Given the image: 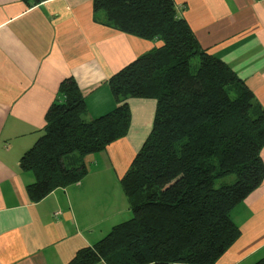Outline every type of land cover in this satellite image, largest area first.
<instances>
[{
    "label": "trees",
    "instance_id": "1",
    "mask_svg": "<svg viewBox=\"0 0 264 264\" xmlns=\"http://www.w3.org/2000/svg\"><path fill=\"white\" fill-rule=\"evenodd\" d=\"M93 11L95 21L161 45L109 78L115 107L96 118H87L77 81H61L42 135L20 159L35 175L29 199L80 182L83 158L127 135L129 99L154 98L152 129L121 178L132 218L67 264H216L240 236L231 211L264 180V107L201 46L175 0H93Z\"/></svg>",
    "mask_w": 264,
    "mask_h": 264
},
{
    "label": "crops",
    "instance_id": "2",
    "mask_svg": "<svg viewBox=\"0 0 264 264\" xmlns=\"http://www.w3.org/2000/svg\"><path fill=\"white\" fill-rule=\"evenodd\" d=\"M175 2L201 46L225 61L264 107V0ZM160 45L95 21L93 0H0V264H67L130 217L121 178L152 129L153 101L129 99L127 135L86 155L80 182L38 202L27 193L35 175L20 159L42 135L62 80L77 81L87 118H96L115 107L109 78ZM230 216L240 236L216 264L264 257V180Z\"/></svg>",
    "mask_w": 264,
    "mask_h": 264
},
{
    "label": "rangeland",
    "instance_id": "3",
    "mask_svg": "<svg viewBox=\"0 0 264 264\" xmlns=\"http://www.w3.org/2000/svg\"><path fill=\"white\" fill-rule=\"evenodd\" d=\"M197 63H198V60L197 59H195L194 61H193V68L194 69H196V65H197ZM144 99H148V100H150V101H153L154 102V104H155V111H156V104H157V102H156V99H154V98H144ZM131 110V109H130ZM150 113H151V111H150ZM144 143V142H143ZM234 177H232V179H233ZM132 216H133V213H132V211L130 212V217L129 218H127L126 220H128V219H130V218H132ZM125 220V221H126ZM124 222V221H123Z\"/></svg>",
    "mask_w": 264,
    "mask_h": 264
}]
</instances>
